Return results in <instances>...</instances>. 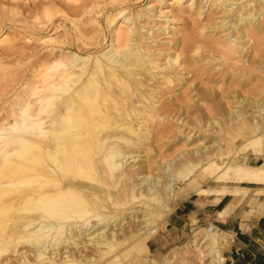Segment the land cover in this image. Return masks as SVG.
<instances>
[{"label":"bare ground","instance_id":"obj_1","mask_svg":"<svg viewBox=\"0 0 264 264\" xmlns=\"http://www.w3.org/2000/svg\"><path fill=\"white\" fill-rule=\"evenodd\" d=\"M232 1L223 5L230 10ZM100 4L107 5L101 0H0V42L9 43L0 55L16 54L19 61L22 40L39 41L45 49L28 55L33 58L28 73L17 70L0 85V264H225L226 240L219 239L225 236L212 224L196 227L172 254L145 255L148 240L173 209L176 184L194 183L196 168L212 173L216 182L264 183V163L252 164L246 153L264 155V99L253 100L254 109L246 108L247 99L227 109L214 87L196 90L190 101L188 95L164 97L177 95L187 75L206 71L211 61L220 58L228 66L222 48L234 54L235 47L218 37L198 45L185 41L187 53L179 56L175 48L163 63L156 57L158 48L152 51L142 42L148 36L139 19L148 13L130 19L121 8L117 18L106 15L110 48L98 50L108 41L93 26ZM255 17L242 15L241 25ZM118 18L128 25L117 26ZM5 28L15 32L6 36ZM170 31L177 35L180 29ZM236 39L240 43L241 37ZM230 64L235 68L237 61ZM200 101L205 109L212 103L216 115L206 122L229 135L226 147L221 135L210 145H183L165 161L149 164L142 152L157 155L153 142L169 139L175 146L190 139L180 128L190 124L189 107ZM202 120L195 115L197 124ZM195 189L199 194L248 190ZM255 191L264 194V189ZM131 213L137 228L126 231L119 225Z\"/></svg>","mask_w":264,"mask_h":264},{"label":"rangeland","instance_id":"obj_2","mask_svg":"<svg viewBox=\"0 0 264 264\" xmlns=\"http://www.w3.org/2000/svg\"><path fill=\"white\" fill-rule=\"evenodd\" d=\"M101 1L107 5L103 8L104 5L100 4L99 7L95 8L102 10L100 11L101 13L99 12L96 14L97 20L93 21V26H99L102 29L99 34L102 36L106 35L108 41L103 43L98 50L110 48V31L106 26V15L108 14L109 18H117L116 14L121 8L126 9L125 11L128 12L126 16L130 19L133 17V14H137V12L148 13V16H143L139 19L140 25H144L145 29H143V31H145V34L148 36V39L145 40L143 38L142 42L150 47L152 51L155 47L158 48L156 57H160L163 63H165L168 58L167 54L174 53L175 48L179 49L177 52L179 56L187 53V49L184 50V53L182 48L185 45V41L198 45L203 41H208L210 38L218 37L222 42H226L228 45H231V47H235L234 54H231L227 47L222 48L229 57L227 59V62H229L228 66L222 64L220 58H218L219 61H211L207 65L206 71L203 70L197 75L189 73L187 75L189 78L187 83H185L184 86L182 83L177 86V88H179L177 95L167 92L163 95L164 97L174 95L177 99L183 100V96L187 97L188 95L190 101V96L193 95L196 90H208L210 87H214L216 91L215 95L221 97V101L226 104L225 108L227 109L235 108L237 104L236 101L242 99H247V109H254L252 101L264 99V2L257 4L256 0H234L231 2L232 9L229 10L223 5V0H194L192 6H190V0ZM198 11H200L201 14H198ZM251 13H255L256 17L252 18L249 24L241 25L242 15L251 16ZM101 18H103V20L99 21ZM172 18L176 19L175 23H172ZM118 20L120 21L116 23L117 26L121 25L126 27L128 25L126 21L121 23L123 18H118ZM223 21H225V24H222ZM172 26H176L180 29L177 35L171 33L170 27ZM162 29L165 31H162ZM3 30L5 35L7 34L10 36L15 32L10 28H5ZM152 33L154 34L153 39L149 38L152 37ZM48 34H50V32ZM235 35L241 37L240 43L237 42ZM247 36H251L253 40L247 41ZM132 41L134 42V40ZM5 42H0V48L9 44L7 41ZM239 45L241 46L237 47ZM17 47L22 51L19 61L17 59L18 55L16 54L0 55V85L4 82L5 78L16 73L17 70L21 73H28V64L33 59L32 56L28 55L33 54L35 51L39 52L45 50L42 49L43 45L39 41L25 42L22 40L21 43H18ZM205 49H207V47ZM221 52L222 51L216 50L215 54L221 56ZM189 54H192L195 59H198L200 56V54H193L191 52ZM209 54H212V56ZM209 54L208 55L211 57L216 56L214 52H210ZM235 60L237 61V66L233 68L230 63ZM3 99H6V97ZM201 103L203 104V102L200 101L198 106L190 105L189 113L187 114L189 115L190 124L181 126L180 128L191 135L190 139L188 141L181 140L175 146H172V140L169 141V139H161L156 143L153 142V148L156 149L157 155L146 149V151L142 152L143 158L148 155L149 164H151L154 159L165 161L181 150L183 145H185V149H195L210 145L213 137L219 138L221 135L223 137L221 147H226V141L229 135L224 134L222 131H218L215 124L206 122L208 118L213 117L215 114L212 103L206 102L209 104V106H207L209 110H206L208 108L205 109ZM197 112L204 118V120L198 124L194 121L195 115L198 114ZM185 115L186 113H183L182 116ZM224 118V115L223 118L220 116V122L223 125ZM168 128L174 129L175 126L172 125ZM246 153L248 155L251 154L250 151ZM247 154L243 155L245 156ZM200 170V168H196L194 172L191 173L192 179L196 177L198 179L195 180L194 183L189 184V186H185V181H179L176 184L177 190L183 186L186 188L181 189L176 200L174 199L172 201V208L178 201L179 195L187 194L189 191L195 190L197 186L205 184L209 178L215 181L212 173H201L203 170H201V172ZM138 206L134 205L133 207ZM171 212L166 216L164 221L159 223V232L148 240L150 252L145 256L159 259L164 255L172 254L178 251V248L183 246L192 235L196 227L190 230L188 228L186 230L173 232L170 216ZM134 218L135 216L131 213L130 216L123 219L119 227L125 228L126 231L135 230L137 227ZM219 234L220 236H225V239L219 238L222 242L226 240V245L222 249V254L224 255V249L228 242L224 232L219 230ZM203 252L205 254V251ZM177 258H179V253L177 254ZM195 264H199L198 260H196Z\"/></svg>","mask_w":264,"mask_h":264},{"label":"crops","instance_id":"obj_3","mask_svg":"<svg viewBox=\"0 0 264 264\" xmlns=\"http://www.w3.org/2000/svg\"><path fill=\"white\" fill-rule=\"evenodd\" d=\"M249 160L259 165L264 163V155L249 154ZM202 186L248 190L199 194L195 189L179 195L170 214L173 232L212 224L225 233L228 241L224 249L225 264H264V194L258 195L255 191L264 189V183L215 182L209 178Z\"/></svg>","mask_w":264,"mask_h":264}]
</instances>
